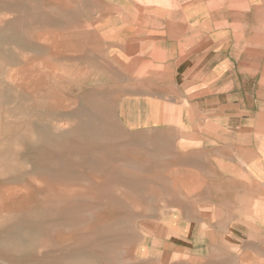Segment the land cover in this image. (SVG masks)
<instances>
[{
	"label": "crops",
	"instance_id": "0c3cea01",
	"mask_svg": "<svg viewBox=\"0 0 264 264\" xmlns=\"http://www.w3.org/2000/svg\"><path fill=\"white\" fill-rule=\"evenodd\" d=\"M98 1L83 11L128 93L130 202L166 205L165 251L264 264V0Z\"/></svg>",
	"mask_w": 264,
	"mask_h": 264
},
{
	"label": "rangeland",
	"instance_id": "374dc122",
	"mask_svg": "<svg viewBox=\"0 0 264 264\" xmlns=\"http://www.w3.org/2000/svg\"><path fill=\"white\" fill-rule=\"evenodd\" d=\"M97 3L0 0V264H198L152 236L166 205L121 186L128 93L90 42Z\"/></svg>",
	"mask_w": 264,
	"mask_h": 264
},
{
	"label": "bare ground",
	"instance_id": "6f19581e",
	"mask_svg": "<svg viewBox=\"0 0 264 264\" xmlns=\"http://www.w3.org/2000/svg\"><path fill=\"white\" fill-rule=\"evenodd\" d=\"M59 203V202H58ZM44 204H46V203H44Z\"/></svg>",
	"mask_w": 264,
	"mask_h": 264
}]
</instances>
